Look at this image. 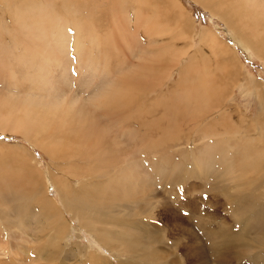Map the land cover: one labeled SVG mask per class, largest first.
Wrapping results in <instances>:
<instances>
[{"label":"rangeland","instance_id":"rangeland-1","mask_svg":"<svg viewBox=\"0 0 264 264\" xmlns=\"http://www.w3.org/2000/svg\"><path fill=\"white\" fill-rule=\"evenodd\" d=\"M65 1L52 0L57 5L55 6L57 11L59 10V13L69 20L71 31L69 30V35H66L69 50L64 53L65 56L55 57L56 60L52 59V62L47 63L45 68H42L40 66L44 57L40 56L35 59L31 56V53L34 51L32 47H37V44L34 46L33 42L30 43V37L29 42H27L28 37H25L26 32L24 31L26 30L25 24L22 27L15 22L13 23L8 12H6L7 7L0 0V124L2 122L0 128V210L7 211L6 215L12 221L11 229L2 228V219H0V259H11L10 257L13 256L16 264H41L39 261H34L33 263L30 258H33L34 255L30 253H33V250L42 246L47 240L50 243L51 233H57V229L59 228V231L66 238L58 242V244L53 243L51 245L52 248L50 250L54 251L57 255L54 258L55 262L52 264H170L172 260L173 262H177H171V264H192L194 262L196 264V261H194L195 254L201 255L203 261L206 260V264H217L214 259L215 255L212 249H210L212 248L211 244L214 239L210 238L209 234L206 233L207 230L203 229L202 226L212 228V220L214 218L212 215L216 216V212L220 219L230 221L232 219L231 210L233 203H229L226 200L228 198L227 195L226 197L220 195V202L213 195H217L218 192L212 191V187L218 185L213 183L212 175L197 172L193 176L189 175L185 181L176 184V186L167 185V179H157L156 187L153 188L155 192H152V195L149 190V192L145 191L146 188L143 191L144 196L145 194L151 196L149 197L150 202L146 204L145 200L139 198L140 206L138 208L141 209V212L147 213L149 211V213L139 214L134 220L125 216L129 212L128 209L116 208L113 212H108L111 214L116 213L120 217H117V219L120 222L124 221V224L128 220L129 222L133 221L132 225H135L134 221H138L139 223L140 221H145L144 223L148 225L143 226V228L146 227V229L151 230L162 229L161 231L164 234L161 233L160 237L156 238L157 240L148 238V240L150 239V243L133 245V248H129L126 239H114L108 234L104 235L105 239L102 240V242L104 241L102 243L96 232H91L89 229L81 227L79 219L72 217L73 215L65 210V207L59 202L61 196L58 190L50 184H48V197L59 199L60 206H57V215L54 217L58 226L56 224L49 226L50 222L45 219L44 226L46 228L43 230L40 221L41 205L43 202L36 203L33 200L32 194L27 189L34 179L41 177L40 174L43 175L44 173L47 176V173H49H46V171L48 170L51 158L48 152L43 149V146L47 144L45 143L46 141L49 142V138H51V134L54 132V127L44 129L33 128L31 130L28 129L29 127L16 129L14 125L4 124L3 119L5 120L7 116H11L14 120L20 118L22 123H24L27 116L23 115V109L29 110V114L33 110L35 113L40 111L41 114H44V112L49 114L51 112L49 114L51 116H60V121L57 123H64V126L52 137V142L50 141L51 145H53V148L55 146L58 149L62 148L60 152L63 156L68 153L64 159L67 161L72 159L71 166L75 165L82 173L86 172L84 174L85 179H91L92 174L102 173L99 181L105 182L109 178L116 176L126 162L131 161H135V169H139L140 173L142 172L141 174L145 175L146 171L148 173V170L151 171L154 168L155 162L152 164L154 159H162L164 163L169 162L172 160V153L178 150L176 148H167L164 142V145H158L155 149L146 150L150 142H161V128L165 130L168 126H173L168 119L159 123L158 119L163 114L161 109L163 106L158 105V101L160 99L173 98L175 95L171 93L165 97H160L158 94H163L162 92L167 91L171 86L172 83L168 79V76L172 69L174 71V67L178 68V66L186 65V68L182 71H185L188 76V79L180 87H187V91L182 93L183 96H188L190 101L184 102L182 105L180 104V110L187 107L186 105L189 103L191 104H189L190 107L201 108L202 112H206V108L220 109L221 107L225 109L216 114H211L212 118L214 117L213 115L217 116L222 112L226 118L227 115L224 110H230L229 107L233 104L231 98H233L235 104L239 105L241 110H245L248 115L251 114L253 116V114L257 113L259 107L255 98L253 96H245L242 92L243 88L241 84L248 82L251 78L256 79L255 82L260 85L259 87L264 92V56H258L255 46L252 51L244 49L232 36V31L227 25V11L225 9L233 13V10L238 8L237 0H227V4H224L223 0H68L71 4L70 7L62 9V4ZM165 2H167V8L161 7V3ZM74 5H77V7H74ZM138 14H141L143 20L147 19L146 22H141V25L133 23ZM260 17L258 16L259 20H261V25L264 26V18L260 19ZM75 23L78 24V27ZM152 31L153 39L150 40L149 37L151 36H148V34ZM235 31L241 38L244 35H251L253 39H259V34H261L255 27L244 26L241 29H235ZM262 31L264 42V30ZM92 32H94V36L98 35L97 37L102 39V46L97 41L93 43L91 38ZM204 32L210 35L211 38H214L211 41L202 42L201 34L204 35ZM43 37L42 34L38 36L42 41L45 39ZM261 46L260 44L259 47ZM50 47H53L57 52L62 50L56 43L51 44ZM221 48L224 51V62L228 58L233 60L231 53L234 57L237 56L236 62H234V64L236 63L234 68V71H236L235 76L227 70L231 69V62L229 60L226 64L222 62L220 58L223 57L220 52L222 51L220 50ZM183 51L190 57L187 58L185 56V60H182L179 54ZM148 52L150 56H148ZM160 54L162 56L160 57L161 59H158L160 60L158 62L155 57ZM32 59H34V62ZM153 62H155V65L152 72L144 70V67L141 66L142 63ZM160 66H164L165 69L160 71ZM179 69H182V67H179ZM178 74L175 71L172 77L179 79ZM228 80L229 83L227 82ZM153 83L155 84L153 85ZM113 85L114 87H112ZM148 85L150 86L148 88L150 90L146 91L147 93L143 95L142 93L147 89L145 86ZM9 86L11 87L9 88ZM115 90L124 91V94H119L118 99L127 98V93H136V96L141 94L142 97L138 99V102H134L132 106H129L124 111L119 109L118 106L116 107L117 110H113V107L110 110L112 104L116 101L105 105V95L107 93L110 95ZM216 92L220 98V107L218 103L216 104V99H214ZM232 92L235 95L233 97H231ZM203 95H205V98H201ZM200 99L204 101L202 102ZM103 104L109 110L105 114L110 115H105V118L100 115ZM140 106L142 109L143 106L145 108L151 107V113L143 114L135 122L137 131L143 134L146 142L142 144L138 142L136 146L128 148L129 143H127L126 137L123 140L120 135L125 133L126 125L132 126L133 122H123L122 119L126 118L134 109ZM174 118L173 121H177L180 118L187 119V117H183V113ZM116 119L117 121H113ZM154 119L157 121V124L151 122ZM169 127L166 131L170 130ZM175 133L178 134V131ZM26 136L30 137L33 142L26 139ZM188 136V133L182 135L181 145L175 139L177 136H174V139L169 142L172 145H177V148H179L178 145L182 146V149L187 147L190 149V147L195 146L193 150L196 155L194 156H197L205 143V139L207 141L212 137L211 135L193 134L190 136V139L196 140V144L192 143L190 146ZM72 139L74 141H70ZM92 143H95V146ZM19 147L23 148L24 151L19 149ZM81 147L85 150H82ZM90 147L93 148L92 152L89 149ZM79 148L81 151H79ZM179 151L181 154L188 155L189 163L193 161L194 152L190 154L185 150L180 149ZM108 154L109 156L111 155L110 158L109 156L107 157ZM71 155L73 157H70ZM75 158L76 160H74ZM180 158L178 157V159ZM105 161L108 163L106 162L105 164ZM61 163L62 167L69 165V162L61 161ZM55 164H58L55 159L49 164L50 167L52 166L51 169L55 170L54 173L56 172ZM53 171H51V174H54ZM190 171L192 172V170ZM60 173L61 171H59ZM59 174L56 176H59ZM66 174L71 173L67 171ZM51 179L53 178L51 177ZM216 180L218 179L216 178ZM254 180L252 179L251 181ZM223 184L220 183V185ZM228 184L226 182L224 186L228 188ZM72 187L74 189L77 188L76 181H72ZM255 187L256 185L250 182V189ZM10 190L11 192H9ZM3 191L10 194L19 193V198L24 195L18 204L14 198L5 203L6 197L3 198L1 195ZM260 191L264 192V189H260ZM42 195L40 194V197L34 196V199H41ZM22 203L29 205V211L21 210L19 214L17 208ZM213 203H217V206ZM259 203L264 204V199L259 200ZM170 207L174 211H177V213L180 211L187 219L185 217L184 221H168L165 210ZM195 209L198 210V213ZM259 211L261 212L260 208L255 213L253 233L251 232L252 238L246 237V234L250 233L247 231L246 234L242 232L245 236H242L243 240L239 236H236V243L232 246V251L241 254V257L229 264H264V259L261 257L264 256V231L261 232L259 228L261 221H264V215H261ZM3 220L5 221L6 219L4 218ZM109 221L98 223L99 225L95 224V227L105 229L107 227L110 230L126 232L123 235L124 237H127L129 234H139L146 238L148 237V234L136 231L130 225L118 226L113 221L108 223ZM156 225L159 228L155 227ZM235 225L236 230L242 226L239 223ZM176 228L184 229L185 231L183 233V231L181 232V230L179 231ZM156 230L154 232H157ZM258 232H260L259 235H257ZM195 234L196 237H194ZM24 239L27 240L26 244L23 242ZM248 239L256 247L246 245L248 244ZM261 241L263 242L261 243ZM260 244H262V247L259 246ZM20 245H25L30 249L27 257L25 256L26 253L23 254L24 252H21L22 249L18 250ZM5 250L10 251L11 254L8 253L5 256L3 254ZM187 253L190 254L187 255ZM201 253L204 254L202 255ZM78 259L81 263H76ZM7 260L5 264H15ZM224 264H228V262Z\"/></svg>","mask_w":264,"mask_h":264},{"label":"bare ground","instance_id":"bare-ground-1","mask_svg":"<svg viewBox=\"0 0 264 264\" xmlns=\"http://www.w3.org/2000/svg\"><path fill=\"white\" fill-rule=\"evenodd\" d=\"M226 1L227 0H223V3L225 2L224 4H227ZM2 2L4 3V6L7 7L6 12H8L9 17H11V21L13 23L15 22L17 25H21L22 27H24V24H25L26 30H24V31L26 32L25 37L26 38L28 37L27 42H29V37H30V43L33 42L34 46L37 44V47L36 46L32 47L34 51H33V53H31V56L35 59H37L40 56L44 57V59L41 61L40 67L45 68V65L49 62H52V59L56 60L55 57L58 58V56H65L64 53L68 52V50H69L68 49V43L66 40V35L71 31L69 28L70 23H69L68 19H65V17H63L59 13V10L57 11V8L55 7L57 5L54 2H52V0H2ZM237 4H238V8L234 9L233 13H231L230 10L225 9V11H227V13L225 12L227 25H228L229 29L232 31V36L235 38V40L244 49L252 51L253 47L255 46V49L257 51L258 56H264V42H263V35H262V33H263L262 30H264V26L261 25V20H259V18H258V16L260 17V15H262V17H260V19L264 18V16H263V14H264V0H237ZM70 5L71 4L69 3V1L66 0L64 2V4H62L61 8L67 9L70 7ZM228 6H229V4H228ZM74 7H77V5L76 6L74 5ZM161 7L167 8V2L161 3ZM248 9H249V11H248ZM4 11H5V9H4ZM146 20L147 19L143 20V17L141 16V14H138L135 17L133 23L141 25V22H143V21L146 22ZM79 24H80V22H79ZM75 25L78 27L77 23H75ZM244 26L245 27H255L257 29V31L261 33V34H259L260 38L259 39H253L251 37V35H244V36L241 35L242 38L239 37L237 35L235 29L238 30ZM260 26L263 29H261ZM74 28H75V26H74ZM41 34L44 36L43 39L45 38L43 41L40 38H38V36ZM93 34H94V32H92V34H91V38H92L93 43L95 41H97L102 46V43H101L102 39H99L97 37L98 35L94 36ZM152 35H153V31L150 34H148V36H151V37H149L150 40L153 39ZM2 38H4V37H2ZM201 38H202V42H206L208 40L211 41L214 37L211 38L210 35H207L205 33L204 35L201 34ZM104 40L106 41V39H104ZM97 42H96V44H97ZM54 43L59 45L62 50L57 52L53 47H50L51 44H54ZM260 44L262 45L261 47H259ZM78 47L81 48L82 46H78ZM155 47H151V48H155ZM153 50H156V49H153ZM220 50H222V48ZM78 51H79V49H78ZM82 51H83V49H82ZM185 51H183V52H181V54H179L180 55L179 57L182 60H185L186 57L187 58L190 57L187 55V53H185ZM220 52L222 54L221 56H223V57H220L223 63L226 64V62H228V60L231 62L230 63L231 69H227V70L233 76H235L236 71H234V68L236 66L235 65L236 63L234 64V62H236L235 59L237 56L234 57V55L231 53L233 60L231 58L230 59L228 58L226 60V62H224V59H225L224 58V51L222 50ZM153 53H155V52H153ZM153 53H151V54H153ZM147 54H149L148 56H150L149 52ZM161 56H162V54L157 55L155 57V58H157L158 62L160 61L158 59H161L160 58ZM229 56H230V54H229ZM177 59H178V57H177ZM32 60L34 62V59H32ZM263 61H264V59H263ZM154 65H155V62H153V63H142L141 66L144 67L143 68L144 70L146 69V70H148V72H152V70H154ZM179 67H182V69H179ZM136 68H138V67H136ZM185 68H186V65L185 66L184 65L178 66V68L174 67V71L172 69L171 73H169L170 75L168 76L169 77L168 79H170V81L172 83L171 86L169 87V89L167 91H163L162 92L163 94H158L160 97H165L167 94H171V93H173L175 95V96H173V98L170 97V98H165L164 100L160 99L158 101V105L163 106V108H161L163 114L158 119L159 123L163 122V120L168 119L173 124V126L172 127L168 126L170 128V130H168V131H166L168 127L165 130H164V128H161V131H162L161 142H156V143L150 142L148 144V146L146 147V150H149V149L151 150V149L157 148L158 145H164L165 144L167 148H170V149L176 148L178 150H176L177 152H173V153L171 152L172 153V157H171L172 160L171 161L168 160L169 162L164 163V161L162 159H154V161L152 162V164H154V162H155L154 168L151 171L148 170V173L146 171V174L144 173L145 175L141 174L142 172L140 173L139 169H135L136 163H135V161H131V162H126V164L122 167V169L117 173L116 176L109 178L105 182L99 181V177L102 175V173L92 174L91 179L90 178L85 179L84 174L86 172L82 173L75 165L71 166L70 163L73 161L72 159H69V161L64 159L66 157V155H68V153H66L65 156H63L62 153L60 152V150L62 148L58 149L57 146H55L53 148V145H51L52 137L56 134V132L58 130H60L64 126V123H57L58 121H60L59 115H58L59 117H57L56 115L51 116V115H49L51 112H49V114H46L45 112H44V114H41L40 111L38 113H35L33 110H31L32 112L29 114V110L22 108L23 109L22 112H24L23 115L27 116V119L24 123H22L20 118L14 120L11 116H7L5 118V120L3 119V122H5L4 124L14 125L16 129H19L22 127H25V128L29 127L28 129L31 130L33 128L44 129V128L54 127V132L52 134L50 133L51 138H49V142L48 141L45 142L47 144H45L43 146V149H45L48 152L52 162L54 159L57 161L58 164H55L56 172L54 173L55 170L53 171L51 169L52 166L50 167V165H49L51 163V161H50V163L48 164V168H47L48 170L46 171V173L49 172V173H47V176H46V174H44L42 172L43 175L40 174V176H41L40 178L34 179L31 183V185L27 189V191H30V193L32 194L33 200L36 203L43 202L41 205V215H40V221L42 223L43 230L46 228V226H44L45 219H47L50 222L49 226H51L52 224L53 225L56 224L54 217L57 215V209H58L57 206H60L59 205V202H60V204L63 207H65V210H67V212H69L71 215H73L72 217L79 219V221H80L79 223L81 224L80 225L81 227L83 226V228H87L91 232L92 231L96 232V234L99 237V240L101 242H102V240L105 239L104 235L108 234V235H111L112 238H114V239H116V238L117 239H126L127 244H128L127 246L129 248H133V245L150 243V241H149L150 239L151 240H157L156 238L157 237L159 238L161 233L164 234V232L161 231L162 229L160 230V228L157 225L155 227H158L159 229H157V230L155 229L157 232H154L155 230L146 229V227L143 228V226L148 225V224L144 223L145 221H140V223L138 221H134L135 225H132L133 221L129 222V220H128L129 223L125 221V224H127L128 226L129 225L132 226V228H135L136 231H142V232L148 234L147 235L148 237L146 238V237L139 235V234H129L127 237H124L123 235H125L126 232H120L118 230H112V229L110 230L107 227H106V229L102 228V227L98 228V227H95L96 226L95 224H98L101 222L105 223V222H107V220L108 221L110 220V221H113L118 226L125 225L124 221L120 222V220L117 219L118 216L116 213H113V214L108 213L109 211L113 212L114 209H116V208L128 209L129 212L125 216L129 217V219H132V220H134L137 216H139V214H148L149 211L147 213L141 212V209L138 208V206H140L139 198H141L142 200H145L146 204H148L150 202L149 197H151V196H149V195L147 196L146 194L144 196L143 191L146 188L145 191H147V192L150 191V194L152 192H155V190H153V188L156 187V181H158L157 179H159V178H162V180L167 179L166 180V183H168L167 185L176 186V184H179V183L185 181L189 175L193 176L197 172L202 173V174L207 173V175H212L213 183L218 185V186L212 187V191L218 192L217 195H215V194H213V195L218 198L219 202H220V199H219L220 195H223L225 197L227 195L228 198L226 200L229 203L230 202L233 203V207L231 210V214H232V216H231L232 219L230 220L231 222L229 220L220 219L218 217V213L216 212L217 217L215 215H212V217H214L212 220V228H209V227L204 226V225L202 226L203 229L207 230L206 233L209 234L210 238L214 239L212 241V244H211L212 248H210V249H212L215 257H217V258L214 257V259L216 260L215 263L224 264V263L228 262V264H229L230 262L233 263V260L235 261L236 259L241 257V254H238L236 252L234 253L232 251V246L235 245V243H236L235 242L236 236H239L240 239L243 240L242 236H244V235L242 232H244V234H246V231H247L250 233L246 234V237L249 236L250 238H252L251 232L253 233L252 230L254 228L255 213L260 208L261 209V212L259 211L260 214L264 215V204L259 203V200L264 199V192L260 191V189H264V92L259 87L260 85H258L255 82L256 79L251 78L250 80H248V82L241 84L242 88H243L242 92L244 93V95L245 96H253L257 102V106L259 107V109H257V113L253 114L254 117L251 114L248 115V113L245 110H243V109L241 110V107L239 105L235 104L234 99L231 98V101L233 102V104L230 105V107H229L230 110L229 109L224 110L227 117L225 118L224 113L222 112V113H219L217 116L213 115L214 117L212 118L211 114H216L218 112H221V110L225 109V108L222 109L220 107V104H219L220 98L217 96V92L214 96V99H216V104L218 103V106L220 107V109H215V108L212 109L211 108L212 109L211 110L210 108H206L205 110H207V111L202 112L201 108L190 107L191 104L189 103L190 105L188 104V105H186L187 107H185L183 110H180L179 109L180 104L182 105L184 102L190 101V98L188 96H183V93H182V92L187 91L186 90L187 87H184V88L180 87L181 84L184 83V81L186 79H188V76L185 73V71H182ZM159 69L161 71L165 68H164V66L163 67L160 66ZM39 70H40V68H39ZM67 71H69V69H67ZM175 71L179 73L178 74L179 79H174L172 77V75H173V73H175ZM196 73H197V71H196ZM194 74H193V76H194ZM195 75L197 76V74H195ZM128 77H130V76H128ZM227 82L229 83V80ZM161 83H163V82H161ZM154 84L155 83H153V85ZM10 87L11 86H9V88ZM112 87H114V85ZM119 87H121V86H119ZM145 88H147V89L144 90V92L142 93L143 95H145L147 93L146 91L150 90V89H148V88H150V86L149 85L145 86ZM128 89H126V90H128ZM208 90H206V91H208ZM221 91H222V89H221ZM127 92H129V91H127ZM203 93H204V91H203ZM119 94H124V91H120V90L116 91L115 90V92L111 93L110 95H108V93L105 95V97H106V100L104 101L105 105H107L109 102H115L116 101L115 103L112 104L110 110H112V107H113V110H117L116 107L118 106L119 109L124 111L129 106H132V104H134V102H138L139 101L138 99H140V97H142L141 94L139 95L138 93H137L138 94L137 96H136V93H133V94L127 93L126 94L127 98L118 99ZM209 95H211V94L209 93ZM222 95H219V96H222ZM200 96H199V98H200ZM233 96H235V95L232 92L231 97H233ZM157 98H159V97H157ZM201 98H205V95H203ZM193 100H194V98H193ZM201 101L203 102L204 100H201ZM12 103H13V101H12ZM12 103L10 102V104H12ZM207 103H208V101H207ZM10 104H8V105H10ZM104 104H103L102 109H101L102 111H100L101 112L100 115H101V117L105 118V115H108V116H110V115L105 114L109 110L105 107ZM192 105H193V103H192ZM206 107H208V106H206ZM143 109L141 106L137 107L126 118L122 119L123 122L124 121L125 122H133L132 126L126 125V130L124 133L126 136L124 134L120 135L123 140L126 137L127 143H129L128 148H130L132 146L133 147L136 146L138 142L140 144L146 142V139L143 137V134L140 131H137V127H136L137 125L135 126L136 119L140 118L143 114L151 113V107L145 108L143 106ZM159 111H161V110H159ZM46 112H48V111H46ZM180 113H183V117H187V119L184 120V118H180V119H177V121H173V119H175L174 117L175 116L177 117L178 115H180ZM210 115H211V118L209 119ZM113 121H117V119L113 120ZM151 122L157 124V121L155 119L152 120ZM1 126H2V122L0 124V128H1ZM89 130H91V129H89ZM141 130H143V129L141 128ZM180 130H181V132H180ZM176 131H178V134L175 133ZM65 132H63V133H65ZM86 133H87V130H86ZM186 133H188V135H189L188 136V138H189L188 142H190V146L192 145V143L196 144L195 143L196 140L190 139V136L193 134H195V135L202 134V135H206V136L211 135L212 137L210 139H208L207 141L205 139V141H204L205 143L203 144V147L201 149L199 148L200 150H199L198 155L194 156V155H196V153L193 150L195 146L190 147V149L188 147L185 149H182V146H180L181 145V139H182L181 137H182V135H185ZM66 134H68V133H66ZM174 136L175 137L177 136L175 139H177L176 140L177 143L180 144V145H178L179 148H177V145H172V143L169 142L172 139H174ZM26 139H29L31 141L30 137L26 136ZM77 140H79V139H77ZM70 141H74V140L72 139ZM31 142H33V141H31ZM77 142H75V143L77 144ZM163 142H164V144H163ZM34 143H35V141H34ZM113 143H114V141H113ZM53 144L56 145L55 142H53ZM92 144H94L93 146H95V143H92ZM116 144L118 145V143H116ZM91 147H92V145H91ZM91 147L89 149H91L90 151L92 152L93 148H91ZM19 149L23 150V148H20V147H19ZM81 149H82V147H81ZM81 149L79 151H81ZM89 149H88V151H89ZM95 149H97V148H95ZM180 149L185 150L186 152H188L190 154H191V152H194L195 154L193 153V161H191L189 163L188 155L187 154H181V152L179 151ZM82 150H85V149H82ZM86 150H87V148H86ZM103 152H102V154H103ZM105 153H104V155H106ZM116 153H118V152H116ZM162 153H163V151H162ZM108 156H109V154L107 155V157ZM70 157H73V155H71ZM70 157H68V158H70ZM79 157H80V155H79ZM88 157L90 160L91 159L90 155ZM110 157H111V155L109 156V158ZM174 157H176V158L174 159ZM178 157H181V158L178 159ZM104 158H105V156H104ZM112 158L114 160L113 155H112ZM93 159H95V158H93ZM74 160H76V158ZM61 161L62 162L63 161L69 162V165L62 167ZM97 161H99V160H97ZM106 162L107 161H105V164H106ZM89 166H90V164H89ZM190 170H192V172ZM51 171H53L54 174H51ZM59 171H61L60 174H59ZM67 171L71 174H66ZM57 174H59V176H56ZM38 175H39V173H38ZM50 176L53 179H51ZM216 178L219 181L216 180ZM201 179H202V177H201ZM252 179H255V180L251 181ZM72 181L77 182V188L76 189H74L72 187ZM226 182L229 183L228 188H227V186H224V184ZM250 182H253L256 185V187L253 189H250ZM220 183H224V184L220 185ZM48 184L56 187L59 195L61 196L60 200L56 199V198L51 199L48 197V195H47V193L49 191V185ZM196 187H197V185H196ZM9 192H11V190ZM7 193H6V191H3V194H1L3 196V198L6 197V200L3 199L5 201V203H7L8 200H10L11 198H14L16 200V203L18 204L24 195L23 194L22 197L19 198V193H17V194H10V193L7 194ZM40 194H43L41 199H34L35 197L39 196ZM58 200H59V202H58ZM151 202H152V200H151ZM193 202H194V200H193ZM2 203H3V201H2ZM216 204H214V205H216ZM152 205H153V203H152ZM163 208H164V206H163ZM4 210H6V209H4ZM21 210L28 212L29 211V205L27 203L20 204L19 208H17V212L20 214ZM195 210H196V212L198 211L197 209H195ZM0 211H1L0 212V219H2L1 227L11 229L12 228V221L9 219V216L6 215L8 212L2 211V210H0ZM165 211H166L165 215H166L168 221L169 220H176V221H179V220L184 221L185 220L186 216L184 217L180 211H179V213H180L179 214V213H177V211H174V209H172L171 207L167 208ZM62 212L64 213V211H62ZM198 215H200V214H198ZM4 218L6 219L5 221L3 220ZM118 218H120V217H118ZM186 219H187V217H186ZM110 221L108 223H110ZM214 223H216V224H214ZM238 223L241 224L242 226H241V228L236 230L237 228H236L235 224H238ZM49 226H47V227H49ZM150 226H152V225H150ZM132 228H130V229H132ZM259 228H260L261 232L264 231V221H261ZM121 229H123V228H121ZM176 229H179V231L181 230L180 228H176ZM255 229H257V228H255ZM57 230H58L57 233H55V232L53 234L51 233L50 243L47 240V242H44V244L42 246L33 250V253H30V254L34 255L33 258H30V260H32L33 263H34V261H39V263H41V264H52L55 262L54 258H56L57 255L55 254L54 251L50 250L52 248L51 245H53V243L58 244V242H60L66 238V236H64V234H62L59 231V228ZM67 230H69V229H67ZM170 230H174V229H170ZM177 231H176V233H177ZM182 231L184 233L185 230L183 229V230H181V232ZM64 232H66V231H64ZM192 232H193V230H192ZM259 233L260 232H258L257 235H259ZM178 234H179V232H178ZM163 236H165V235H163ZM191 236L193 237L192 234H191ZM67 237H68V235H67ZM194 237H196V234L194 235ZM148 238H150V239L148 240ZM195 240H194V242H196ZM257 240H259V239H257ZM106 241H107V239H106ZM263 241H264V239H263ZM263 241H261V243ZM23 242L26 244L27 240L24 239ZM250 242L248 239V244H246V245H250L251 247H252V245L255 246V244H251ZM259 242H260V240H259ZM238 244H240V243H238ZM109 245H110V243H109ZM186 245H187V243H186ZM57 246H59V245H57ZM259 246L262 247V244H260ZM3 247H4V245H3ZM60 247H62V246H60ZM188 247H190V246H188ZM112 248H114V247H112ZM199 248H201V247H199ZM21 249H22L21 252H24L23 254L26 253L25 256L27 257L30 249L27 248L25 245L24 246L20 245V247H18V250H21ZM8 253H10V251L5 250L3 252V254L5 256ZM189 254L187 253V255H189ZM1 256H3V255H1ZM194 256H195V260H194V258H193V260L196 261V264H206V260H204L205 261L204 262L203 257L201 255L195 254ZM261 257L264 259V256H261ZM10 258L11 259L7 258L8 260L7 259H5V260L0 259V264H3V263L5 264L6 260L11 261L12 263H15V258L13 256H11ZM78 260L76 261V263H81L80 260L79 261ZM186 261H188V260L186 259ZM171 262H173V260ZM171 262H170V264H171ZM176 262H173V263H176ZM192 264H195V262Z\"/></svg>","mask_w":264,"mask_h":264}]
</instances>
